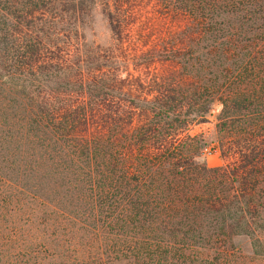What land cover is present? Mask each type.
I'll list each match as a JSON object with an SVG mask.
<instances>
[{"label":"trees","instance_id":"1","mask_svg":"<svg viewBox=\"0 0 264 264\" xmlns=\"http://www.w3.org/2000/svg\"><path fill=\"white\" fill-rule=\"evenodd\" d=\"M103 1L0 0V264L264 263V0Z\"/></svg>","mask_w":264,"mask_h":264},{"label":"rangeland","instance_id":"2","mask_svg":"<svg viewBox=\"0 0 264 264\" xmlns=\"http://www.w3.org/2000/svg\"><path fill=\"white\" fill-rule=\"evenodd\" d=\"M88 2V5L90 6L89 9H86L83 13L82 18L80 19V32L82 33V40L84 43H86L88 46L91 47H104L110 44V34L107 28V23L104 17V1L103 0H95V3H93L92 0H86ZM56 12L58 13V0L56 4V11L55 12H49L48 14L55 16ZM57 18V14L55 19ZM57 27H58V20ZM58 38V37H57ZM55 82H58L57 79H55ZM51 82H45L43 83V86L50 84ZM23 86H26L29 84V82L26 80V82H21ZM32 87L35 90V92L38 90L37 83H32ZM216 112V109L213 110V113ZM211 119V118H210ZM213 129V123H205L200 124L197 126H194L192 129V132H203L207 136L211 135ZM204 153L202 154V160L206 163L209 167L218 166L222 163L218 151L214 150L213 147L204 149ZM233 247L235 250H238L240 254L236 253L235 259L233 258V264H264L263 262L259 261V258H257V255L253 254L249 248L250 243L248 242L246 237H237L232 242Z\"/></svg>","mask_w":264,"mask_h":264}]
</instances>
